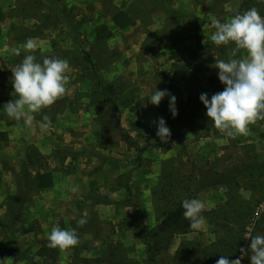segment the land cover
<instances>
[{"label": "rangeland", "instance_id": "rangeland-1", "mask_svg": "<svg viewBox=\"0 0 264 264\" xmlns=\"http://www.w3.org/2000/svg\"><path fill=\"white\" fill-rule=\"evenodd\" d=\"M252 7L264 16V0H0V264H109L112 252L124 264H152L150 256L171 264L179 248L186 264H216L222 255L237 259L250 236L264 235V168L240 172L260 160L256 150L238 139L211 143L220 131L200 100L225 88L216 58L247 54L216 47L210 17L223 23ZM29 38L38 62L47 56L70 64L68 94L31 127L3 110L17 98L11 69ZM156 89L170 94L158 106L150 103ZM43 115L51 119L46 131ZM159 118L171 132L166 144L156 136ZM257 122L264 131V120ZM220 185L228 194L217 200ZM164 197L213 205L202 213L209 230L152 245L146 232L156 225L145 207L157 216ZM81 218L88 221L82 227ZM52 227L75 228L79 245L49 249Z\"/></svg>", "mask_w": 264, "mask_h": 264}, {"label": "clouds", "instance_id": "clouds-1", "mask_svg": "<svg viewBox=\"0 0 264 264\" xmlns=\"http://www.w3.org/2000/svg\"><path fill=\"white\" fill-rule=\"evenodd\" d=\"M211 27L215 29L210 39L216 47L234 45L231 56L236 57L241 50L247 54L242 58H232L229 61L215 60L212 67L219 69L218 79L225 85L222 92L208 98L206 93L200 95L204 104L206 116L213 127L226 137L236 139L238 136L249 134V125L258 120H264V16H261L256 7H252L242 14L237 13L226 22H221L215 16L210 17ZM37 44L29 38L23 45L25 53L22 62L13 69L11 83L14 91L12 96L17 97L5 103L3 110L9 119L31 127L36 114L43 109L54 105L68 94L70 76L69 61L58 57H43L37 61L35 52ZM17 56L21 47L12 49ZM170 95L167 90H158L150 97V103L158 106L162 99ZM175 97L171 96L169 108L173 117L177 115ZM86 102V101H85ZM157 123L156 136L162 143H168L171 136L170 129L163 118ZM51 119L43 115L42 131L51 127ZM70 191H78V186L71 187ZM183 217L189 221L193 231H200L205 225L202 213L206 207L213 205L200 199H184L181 202ZM87 218H81L77 223L82 227ZM251 243L247 249L241 248V255L230 260L221 256L216 264H241L244 257H249L251 264H264V235L250 236ZM47 247L58 249L64 253L80 243L75 228L63 229L52 227L47 236Z\"/></svg>", "mask_w": 264, "mask_h": 264}, {"label": "trees", "instance_id": "trees-1", "mask_svg": "<svg viewBox=\"0 0 264 264\" xmlns=\"http://www.w3.org/2000/svg\"><path fill=\"white\" fill-rule=\"evenodd\" d=\"M87 57H88V55H87ZM249 167H250L249 168L250 171L249 170L240 171L242 173V175H245V174L254 175V173H257L260 169L264 168V160H255V161L253 160V162L249 164ZM260 173H261V171H260ZM213 179L216 181L220 178H213ZM222 183L224 185H226V184H230L232 182L226 181V182H222ZM182 201H178L175 204H171V203L167 202V200L164 197V199H163L164 206H165L164 218L162 219V221L159 224L154 226L153 229H151L149 232H146V234L148 233V236L151 235L150 239H154L155 242L152 245H154L155 247L157 245H160L159 248H161L163 242H161L160 239L163 236H165V238L167 237V239L170 241V239H172V237H174L175 235H186V234H190V233L194 232L189 226V221L185 220L183 217V211L184 210L181 206ZM243 203L249 204V202H247V203L243 202ZM241 209H242L241 205L240 206L236 205V207H235L236 212L241 211ZM168 240H166V242H168ZM186 245H190V244L185 243L184 245H181L182 246L181 248L185 247ZM165 247H167V244L165 245ZM168 248H169V246H168ZM187 251H188V249L186 250V252ZM182 253H183V251L179 248L178 251L176 252L175 261H173L171 264H186L187 263L186 256L182 255ZM122 254H123V252H121V256H122ZM106 257L108 258L109 264H124V263H126V261H123L122 257H120L119 254H117L115 252H112L110 254L108 253V255ZM149 261L152 264H162L157 257H153V256H150Z\"/></svg>", "mask_w": 264, "mask_h": 264}, {"label": "crops", "instance_id": "crops-1", "mask_svg": "<svg viewBox=\"0 0 264 264\" xmlns=\"http://www.w3.org/2000/svg\"><path fill=\"white\" fill-rule=\"evenodd\" d=\"M256 124L249 125L250 131H249L248 135H246V136L241 135V136H238L236 139H238L239 142L244 143L245 146H246V144L253 146V148H255V150H256V154L258 155L257 158H259L260 160H264V131H261L260 129H258V128H261V129L263 128L262 127L263 123L258 124L257 127H256ZM258 131H261V132H258ZM212 136H213V139L211 140L212 141L211 143H215L217 145L218 144L219 145L220 144L226 145L227 139L228 140L232 139V138L226 137L221 132H217L216 135L212 134ZM219 188L221 189V191H219ZM217 189L216 190H217L218 194H216V195L213 194L214 197L217 198V200H218V196H221L223 198H224V196H227V194H228L227 189L228 188H226L223 185H220V186H217ZM223 189H225V190H223ZM245 191H247V193L250 195V196H245L246 200H244V201H247L249 199V197H251V191H249V189L245 190ZM242 200H243V198H242ZM259 203L264 204V201L263 200L259 201ZM149 205L146 204V207H145V215L147 216L148 223L150 224V226L157 225L164 218L163 202H162V200H160L159 203L156 204V206H158V207L161 205V207L159 209H156V211L158 212L157 216H154V214L152 212L153 211L152 206H151V204H149ZM235 215H237V213L233 214V216H235ZM208 230H209V225L206 224V222H205V225H204L203 229H201V231L206 232ZM186 236L187 235H180V237H186Z\"/></svg>", "mask_w": 264, "mask_h": 264}]
</instances>
